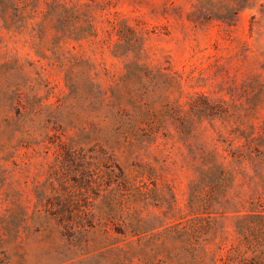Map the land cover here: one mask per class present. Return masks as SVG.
<instances>
[{
    "label": "rangeland",
    "instance_id": "1",
    "mask_svg": "<svg viewBox=\"0 0 264 264\" xmlns=\"http://www.w3.org/2000/svg\"><path fill=\"white\" fill-rule=\"evenodd\" d=\"M0 264H264V0H0Z\"/></svg>",
    "mask_w": 264,
    "mask_h": 264
}]
</instances>
